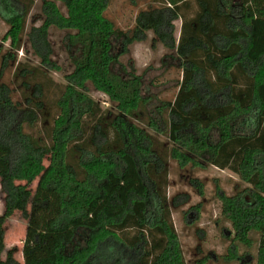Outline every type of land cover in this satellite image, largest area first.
I'll return each instance as SVG.
<instances>
[{
    "label": "trees",
    "instance_id": "16d2710c",
    "mask_svg": "<svg viewBox=\"0 0 264 264\" xmlns=\"http://www.w3.org/2000/svg\"><path fill=\"white\" fill-rule=\"evenodd\" d=\"M35 2L0 0V16L9 25L3 40L19 51L26 36L41 63H16L17 93L0 80V264H187L163 191L171 155L130 120L147 110L142 77L134 67L129 77L113 68V37L127 45L149 31L153 44L177 50L183 66L175 99L159 110L178 146L172 156L193 165L192 155L203 157L255 188L251 203L241 194L219 195L236 238L249 244L252 229L261 233L256 264H264V0H152L131 32L106 16L111 0H43L46 19L27 30ZM192 2L196 10L189 15ZM52 25L77 31L65 38L68 50L77 52L66 84L48 72L60 70ZM88 83L119 113L103 109L88 94ZM149 126L158 129L153 120ZM16 211L28 221L24 263L15 247L6 251L5 223ZM131 229L137 230L131 237L122 234ZM79 236L85 247L74 246ZM116 249L124 254L109 255ZM194 264H207V258Z\"/></svg>",
    "mask_w": 264,
    "mask_h": 264
},
{
    "label": "rangeland",
    "instance_id": "374dc122",
    "mask_svg": "<svg viewBox=\"0 0 264 264\" xmlns=\"http://www.w3.org/2000/svg\"><path fill=\"white\" fill-rule=\"evenodd\" d=\"M57 4L61 12L67 14L64 3L57 1ZM150 5L154 6L152 0H138L135 3L131 0H111L105 14L117 28L131 32L139 11ZM195 10L196 3L192 2L191 9L187 13L192 15ZM45 19L43 0H36L28 18L27 30L33 24L41 25ZM175 26V36L178 40L182 30V19L175 21ZM8 29V23L0 16V43L4 46V52L0 56V80L10 85L14 90L13 93H17L14 84L16 63L18 61L35 65L41 63L40 59L33 54L26 36L23 47L19 51L11 48L9 41L3 40ZM71 32L77 31L56 25H52L49 31V39L54 49L53 59L60 70H48V72L54 81L63 84L68 83L66 76L74 70L71 56L77 53L76 50L69 51L65 43L66 35ZM147 35L146 39L127 45L124 38L113 37L112 55L115 58L113 68L125 77H129L134 67L136 74L142 77L141 93L147 100V110L141 118L130 120L154 136L155 146L159 150L171 155L167 183L163 191L171 206L170 220L178 235L185 260L187 264H194L206 257L207 264H256L261 233L252 229L247 235L250 239L249 244L236 238V231L231 220L223 214V201L219 195L221 192L226 196L241 194V197L251 203L255 199L256 190L251 184L243 181L238 174L229 169L211 165L203 157L192 155L191 157L198 162L197 165H193L192 161L183 164L172 156L173 149L178 146L169 137L164 118L166 112H163L165 115L163 117L159 110L165 102L174 100L180 89L184 77L182 61L176 49L168 48L160 41L153 44L155 34L152 31H149ZM4 54L8 55L6 62H3ZM88 86V94L99 102L103 109H110L115 114L119 113L115 103L107 94L96 90L91 83H88ZM15 98L17 99L18 95ZM150 120H153L158 129L149 126ZM214 135L217 137L218 133ZM45 163L48 164L49 161L46 159ZM37 183L38 179L30 185L33 191ZM174 201L178 204L174 205ZM4 210L5 194L0 184V214H3ZM27 224V219L20 211H16L5 223L6 251L15 247L17 249L15 256L22 263H24L22 250ZM136 231L131 229L122 234L131 237ZM73 244L75 247H85L86 240L79 236ZM123 252L121 249H116L109 252V255H121L124 254ZM225 256L234 257L226 263Z\"/></svg>",
    "mask_w": 264,
    "mask_h": 264
}]
</instances>
